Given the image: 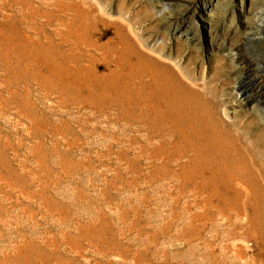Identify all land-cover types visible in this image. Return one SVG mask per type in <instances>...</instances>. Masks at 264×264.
Returning <instances> with one entry per match:
<instances>
[{"label": "rangeland", "instance_id": "obj_1", "mask_svg": "<svg viewBox=\"0 0 264 264\" xmlns=\"http://www.w3.org/2000/svg\"><path fill=\"white\" fill-rule=\"evenodd\" d=\"M0 264H264V0H0Z\"/></svg>", "mask_w": 264, "mask_h": 264}, {"label": "bare ground", "instance_id": "obj_2", "mask_svg": "<svg viewBox=\"0 0 264 264\" xmlns=\"http://www.w3.org/2000/svg\"><path fill=\"white\" fill-rule=\"evenodd\" d=\"M246 45H248V44H246ZM167 75L170 77L173 76L172 74H167ZM162 82H163V84L161 86V93L159 95L161 97L163 96L164 100L172 98L173 96H178V95H180L181 92H183L182 86H180V85L173 86L169 83V81L166 78H165V80H158V83H162ZM176 92H178V93H176ZM184 102H186V101H184Z\"/></svg>", "mask_w": 264, "mask_h": 264}]
</instances>
